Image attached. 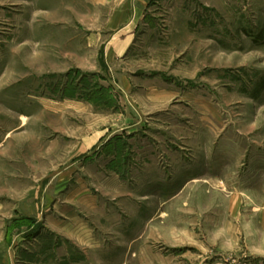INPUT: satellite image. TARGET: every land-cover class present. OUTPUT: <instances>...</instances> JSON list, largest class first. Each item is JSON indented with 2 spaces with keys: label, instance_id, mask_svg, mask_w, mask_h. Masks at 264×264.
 <instances>
[{
  "label": "rangeland",
  "instance_id": "374dc122",
  "mask_svg": "<svg viewBox=\"0 0 264 264\" xmlns=\"http://www.w3.org/2000/svg\"><path fill=\"white\" fill-rule=\"evenodd\" d=\"M264 206V0H0V264H244Z\"/></svg>",
  "mask_w": 264,
  "mask_h": 264
},
{
  "label": "crops",
  "instance_id": "0c3cea01",
  "mask_svg": "<svg viewBox=\"0 0 264 264\" xmlns=\"http://www.w3.org/2000/svg\"><path fill=\"white\" fill-rule=\"evenodd\" d=\"M261 216L257 224L258 232L243 242L244 264H264V206L260 207Z\"/></svg>",
  "mask_w": 264,
  "mask_h": 264
}]
</instances>
